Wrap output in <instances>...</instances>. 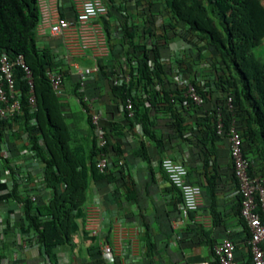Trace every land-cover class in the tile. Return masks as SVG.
<instances>
[{"label": "crops", "instance_id": "1", "mask_svg": "<svg viewBox=\"0 0 264 264\" xmlns=\"http://www.w3.org/2000/svg\"><path fill=\"white\" fill-rule=\"evenodd\" d=\"M56 4L59 15L73 18L75 9L71 0H47ZM108 14L100 20L110 49H127V41L142 43L149 39L142 32L143 7L149 0H101ZM160 9L162 1L158 0ZM169 14L155 20L157 50L161 71L154 86L148 87L131 77L123 54L117 59L107 56L97 59L105 66L113 84L129 83L130 95L143 103L139 113L148 116L146 133L141 123L124 119L122 103L113 95L108 78L99 71L78 91L75 78L69 75V65L88 66L85 57L68 54L58 37L40 33L35 27L36 44L51 54L53 61L67 68L64 76L63 111L72 136L90 139L92 132L87 117L92 111L100 116V125L109 128L113 146L119 148L124 163V178L106 183L88 182L86 201L74 212L69 244H57L45 254L36 233L28 227L22 203L12 197L35 196L46 203L52 190L43 182L44 164L27 144V133L15 123L0 143V264H192L213 262L212 246L225 238L236 245V258L245 257L246 233L237 215V192L231 176L229 142L226 136L208 138L202 134L200 123L204 114L223 97L215 86L217 76L213 65L216 58L197 46L204 40L196 36L185 39L175 30L163 28ZM174 23L173 20H170ZM126 27L127 36H122ZM167 36L166 40L162 39ZM156 37H153L154 40ZM197 41V42H195ZM197 44V46L194 45ZM122 44V46H121ZM153 62H149L152 67ZM196 83L206 94L198 111H184L177 106L169 111L161 100L162 91L181 90L187 83ZM156 90L157 100H148L149 90ZM85 98V101L83 100ZM208 114V113H207ZM178 122H174V118ZM207 124V122H204ZM114 124V126H109ZM83 142L88 151L89 145ZM163 158H171L186 166L187 180L201 187L197 210L184 223L179 222L181 200L161 171ZM255 162V155H251ZM111 162L113 157L110 158ZM253 162V164H254ZM253 172L259 170L253 166ZM97 205L101 210V226L96 234L83 229L84 208ZM109 248L105 253L104 248Z\"/></svg>", "mask_w": 264, "mask_h": 264}, {"label": "trees", "instance_id": "2", "mask_svg": "<svg viewBox=\"0 0 264 264\" xmlns=\"http://www.w3.org/2000/svg\"><path fill=\"white\" fill-rule=\"evenodd\" d=\"M156 1L158 0H149L142 10V32L151 39L135 44L127 41V49L123 51L120 48L115 51L110 49V58L117 59L123 54L131 77H136L137 83L142 81L152 88L153 79H157L162 70L157 52L161 43L156 37L158 30L155 27V20L162 15V11L169 14V21L163 25L164 30H175L178 26V34L184 39L189 35L196 36L199 42L203 39L202 47L196 43L194 45L197 46L198 54L206 49L217 59L216 65H213L217 76L215 86L223 92V97L214 103L208 114L203 115L200 123L204 126L202 134L205 138L219 137L215 130L217 113L223 124V136L234 121L235 128L240 133L242 152L251 161L249 172L254 173L251 155H255V160L264 162V62L254 52L264 39L262 0H161L162 9ZM39 16L37 0H0V53L5 52L10 59L21 55L23 64L29 70L27 78L20 66L14 67V92L20 112L12 118L0 119V143L7 136L6 131H10L18 123L21 130L27 133L30 149L44 164L43 182L52 190L51 198L46 203L36 197L35 201H31L30 196L19 197L15 193V187L3 197L10 196L22 203L28 227L35 231L45 254L50 258L52 247L61 243L69 244L74 212L86 201L89 180L111 183L123 179L124 163L116 165L120 150L113 146L108 127L101 126L106 140L102 150L109 158L112 156L113 161L104 174L97 172L95 168L99 149L89 116L87 121L92 132L90 139L74 137L69 131L63 102L54 94L45 76L46 68L61 65L53 61L48 50L41 49L36 44L34 29ZM102 22L109 39L105 21ZM122 36L129 37L126 27L122 29ZM153 37L156 38L152 40ZM166 38L164 36L162 39ZM150 61L154 64L152 67L149 66ZM104 67L99 65L98 71L108 78L113 95L122 105L127 98L132 102V116L129 117L124 111V119L127 122L141 123L143 132L146 133V108L145 112H138L139 108H143V103L130 95V83L127 86L113 84L108 77L110 73L105 72ZM66 73V69H63V76ZM191 83L204 102L206 94L196 83ZM75 87L77 88L76 83ZM183 92L184 89L162 91L161 100L169 111L178 106L186 112L196 113L199 106L185 98ZM149 93V101L157 100L156 90L150 89ZM228 97L231 99V108L227 106ZM30 98L33 99L32 104L29 102ZM173 118L175 123L178 122L177 118ZM83 140L89 145L88 151L83 148ZM231 176L236 186L232 168ZM260 176L264 179V175ZM239 202L237 195L238 218ZM239 221L248 238L245 223L241 218ZM240 260L251 264L249 256ZM210 264L218 263L214 259Z\"/></svg>", "mask_w": 264, "mask_h": 264}, {"label": "built area", "instance_id": "3", "mask_svg": "<svg viewBox=\"0 0 264 264\" xmlns=\"http://www.w3.org/2000/svg\"><path fill=\"white\" fill-rule=\"evenodd\" d=\"M75 9L73 18L59 15L57 5L47 0H37L39 9V21L36 28L40 33H48L52 37H58L68 54L85 57L90 60L88 66L77 64L69 65L68 73L73 75L77 90L81 91L87 80L98 72L97 59L109 54L105 32L101 25V18L108 14L107 6L101 0H71ZM15 66H20L29 78V70L23 64L22 56L18 55L10 59L5 52L0 53V119H9L20 112V105L14 92ZM63 67L54 66L45 69V76L57 97L64 95ZM67 70V68H66ZM183 96L200 106L202 97L197 93L192 83H187L183 88ZM85 101V98L83 99ZM30 104L33 99H29ZM231 99L227 98V106L231 108ZM123 109L126 114L132 116V102L127 98ZM90 123L93 127V135L99 152L95 158V168L99 173H106L112 164L110 158L102 148L106 145L103 129L100 125V116L96 111L89 113ZM216 134L223 136V124L219 114H216ZM225 136L229 142V158L233 178L236 183V192L240 198L239 218L245 223L248 231L246 240V256L250 257L251 264H264V179L257 174L250 173L251 161L242 152L240 133L235 128L234 121L229 125ZM116 165H123L121 158ZM160 168L167 181L179 193L181 199L179 222L184 223L189 215L197 210L201 187L188 182V171L185 165L171 158H163ZM35 201V196H30ZM102 221L99 206L91 204L84 208V231L96 234L100 230ZM104 252H109L105 247ZM213 258L218 264H245V260L236 258V245L230 238H225L212 246ZM192 264H210L201 261Z\"/></svg>", "mask_w": 264, "mask_h": 264}, {"label": "rangeland", "instance_id": "4", "mask_svg": "<svg viewBox=\"0 0 264 264\" xmlns=\"http://www.w3.org/2000/svg\"><path fill=\"white\" fill-rule=\"evenodd\" d=\"M264 4V0H262ZM255 54L259 57V59L264 62V39L262 40L261 44L254 49ZM253 166L259 170L260 175H264V162L255 160Z\"/></svg>", "mask_w": 264, "mask_h": 264}]
</instances>
